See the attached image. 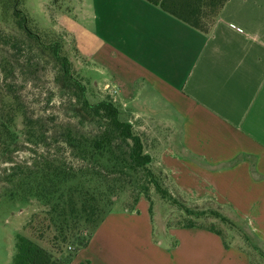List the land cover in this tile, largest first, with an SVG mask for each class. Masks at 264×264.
<instances>
[{"label":"crops","instance_id":"1","mask_svg":"<svg viewBox=\"0 0 264 264\" xmlns=\"http://www.w3.org/2000/svg\"><path fill=\"white\" fill-rule=\"evenodd\" d=\"M94 16V30L70 20L68 33L87 69L102 76L96 86L117 89L121 118L127 112L125 121L140 129L148 153L176 177V187L217 207L251 210L248 224L255 220L253 233L264 243L258 223L264 192L246 203L228 198V192L264 186L257 178L264 177V0H229L210 35L143 0H98ZM144 129L171 130L180 152L156 155L154 146L168 140L160 134L149 139ZM142 203L134 211L109 213L70 264H217L218 258L251 264L221 237L219 251H155V223L150 205L144 212Z\"/></svg>","mask_w":264,"mask_h":264},{"label":"rangeland","instance_id":"2","mask_svg":"<svg viewBox=\"0 0 264 264\" xmlns=\"http://www.w3.org/2000/svg\"><path fill=\"white\" fill-rule=\"evenodd\" d=\"M97 11L98 0H0V117L4 119L2 124L13 119L12 126L15 127L13 132L16 135V140L6 151L0 150V264H13L17 235L31 237L28 224L35 215L49 210L35 198L23 200L11 196L9 190L13 185L10 183V176L21 174L38 164L50 165L67 173L82 170L86 163L74 155L65 142V133L73 130L91 136L99 129L98 123L82 110L76 89L65 80L63 66L45 46L55 43L61 45V55L70 60V71L74 77L87 86V96L91 102L110 100L117 105V95H112L107 89L106 92L101 91L96 86L95 82L101 81L102 76L87 69L75 50L73 37L68 33L70 20L78 26L94 30L93 18L95 19L94 14ZM84 15L87 17L83 18ZM16 17L21 21L26 19V26L32 31V36L16 25ZM35 34L42 38L39 43ZM25 119L30 121L28 124L34 127L33 132L40 138L36 139L35 143L28 140L26 129L23 128ZM122 119H129L127 112H122ZM139 130L136 129L137 132H140ZM170 131L144 129L142 132L149 139L155 134L157 136L160 134L162 141L168 140L165 145L161 143L162 146H154L155 150H152L157 151L158 155L162 149H168L173 153L180 152L181 145H177L174 132ZM154 164L155 170L160 172L173 196L186 207L197 211H217L235 224L225 225L220 220L209 218L201 222L202 226L208 228L213 226L214 229L221 231L227 242L230 241L227 233L235 232L237 239L233 244L236 245L240 243L237 233L242 234L244 231V234L245 232L248 234V229L253 232V228L256 227L255 220L251 221V226L248 224L252 216L251 210L221 208L210 201L194 199V192L188 193L176 187V177L165 172V168L158 160ZM17 168L19 171L14 172ZM176 188L180 189V192ZM232 188L234 191L240 189L234 186ZM133 189L132 187L120 193L113 212L124 211L128 206L134 205L136 198H140V193ZM262 192L264 186L256 192L241 191L231 194L228 192V198L232 203L233 201L246 203L254 200ZM149 196L152 202L157 204L155 209L159 213L157 214L155 210L156 232L155 238L153 237L155 251L173 248L206 251L218 250L221 247L220 237L197 229L170 228L168 235H165L162 227L160 225L158 227V221L163 220L166 227L169 225L172 227L183 220L184 216L180 208L162 200L154 190L149 192ZM139 201H143L141 206L144 211L149 203L143 196ZM258 223L264 231V209ZM87 235V231L81 233L85 238ZM46 236H52V232L48 231ZM254 236L256 240L253 244L260 247V240L255 233ZM62 250V257L65 258L69 254L73 255L77 247L74 243L68 242ZM218 259L217 264H226L220 261L221 258ZM259 259L254 258L251 263L261 264L262 261ZM232 260L234 262V259Z\"/></svg>","mask_w":264,"mask_h":264},{"label":"trees","instance_id":"3","mask_svg":"<svg viewBox=\"0 0 264 264\" xmlns=\"http://www.w3.org/2000/svg\"><path fill=\"white\" fill-rule=\"evenodd\" d=\"M143 1L158 7L192 29L210 35L229 0ZM16 19V25L32 36V31L26 26V19L22 21L19 17ZM35 37L38 43L42 40L37 34ZM45 48L51 50L54 58L61 63L65 80L76 89L82 110L98 123L99 129L91 136L73 130L65 133V142L74 155L86 163L82 170L67 173L50 165L38 164L21 174L10 176V183L13 185L9 190L11 196L23 200L35 198L49 208L48 211L35 215L28 224L31 237L17 235L13 264H70L75 253L89 244L95 231L107 215L113 212L120 193L132 187L140 193V198L143 196L147 199L154 223L157 204L153 203L149 196L151 190H154L162 200L180 208L184 218L182 222H177L172 227L201 229L214 233L222 238L225 247L236 248L247 254L251 261L260 258L259 260L264 262V243L260 242V247L254 245L256 238L248 228V234L246 232L244 234V231L242 234L237 233L240 243L236 245L233 244L237 239L235 232L227 233L230 236L228 237L230 241L227 242L221 231L214 229L213 226L211 228L202 226L201 222L209 218L220 220L225 225L235 224L217 211L192 210L177 200L162 177L153 169L154 160L148 153L145 137L138 133L130 122L121 118L120 109L113 101L89 100L87 86L70 71V60L61 55L59 43ZM75 50L77 51L76 48ZM3 120L0 117V150L6 151L16 140V135L13 132L15 128L12 126L13 119L2 124ZM28 122L30 121L24 120L23 128L26 129L28 140L35 143V140L40 138L33 132L34 127ZM241 159L242 157L236 158L229 166L236 165ZM255 165L254 162V169ZM17 171L18 168L14 172ZM257 178L264 179L261 176ZM140 198L137 197L134 205L128 206L124 211H134ZM165 223L163 220L158 221V227L159 225L162 227V232L170 228V225L166 227ZM48 231L52 232V236H46ZM84 231L88 233L86 238L81 236ZM68 242L74 243L77 251L63 258L62 249Z\"/></svg>","mask_w":264,"mask_h":264},{"label":"built area","instance_id":"4","mask_svg":"<svg viewBox=\"0 0 264 264\" xmlns=\"http://www.w3.org/2000/svg\"><path fill=\"white\" fill-rule=\"evenodd\" d=\"M106 89H107V91L111 92L112 95H114V96L117 95V89L116 88H113V87L107 85Z\"/></svg>","mask_w":264,"mask_h":264}]
</instances>
